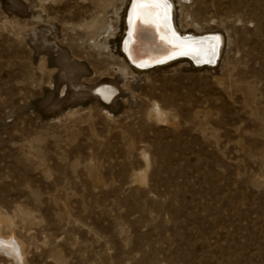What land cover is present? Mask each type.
Here are the masks:
<instances>
[{
	"label": "rangeland",
	"instance_id": "rangeland-1",
	"mask_svg": "<svg viewBox=\"0 0 264 264\" xmlns=\"http://www.w3.org/2000/svg\"><path fill=\"white\" fill-rule=\"evenodd\" d=\"M128 2L0 0V264H264V0H171L220 58L143 71Z\"/></svg>",
	"mask_w": 264,
	"mask_h": 264
},
{
	"label": "bare ground",
	"instance_id": "bare-ground-1",
	"mask_svg": "<svg viewBox=\"0 0 264 264\" xmlns=\"http://www.w3.org/2000/svg\"><path fill=\"white\" fill-rule=\"evenodd\" d=\"M169 16L179 35H174L169 28ZM123 21L124 29L128 25V33H131L134 43L129 48V36L125 39L122 36L120 51L128 55L138 70H149L182 59H190L188 61L197 67H212L220 58L222 36L219 33H180L173 20L171 0H129ZM82 29L91 32L90 43L94 47L107 46L116 31L112 22L107 23L103 19L84 24ZM93 91L105 104H110L117 95L116 88L109 84H102ZM156 116L159 120L164 119L162 111H157Z\"/></svg>",
	"mask_w": 264,
	"mask_h": 264
},
{
	"label": "water",
	"instance_id": "water-1",
	"mask_svg": "<svg viewBox=\"0 0 264 264\" xmlns=\"http://www.w3.org/2000/svg\"><path fill=\"white\" fill-rule=\"evenodd\" d=\"M168 19H169V28L172 30L174 35H177L178 33H177V31H175V29L173 27V24H172V21H171V16H169ZM126 25H127V23H126ZM128 31H129V27L127 25V28L125 29V32H124V35H123V39H125L127 36H129V39H130L129 48H131L133 46L134 41H133L131 33H128ZM124 54L126 55V58L128 59L130 65L135 67L134 64L132 63V61L130 60V58L128 57V55L126 53H124ZM174 59H177V58H174ZM188 60H190V59H188ZM196 65H200V63H197Z\"/></svg>",
	"mask_w": 264,
	"mask_h": 264
}]
</instances>
